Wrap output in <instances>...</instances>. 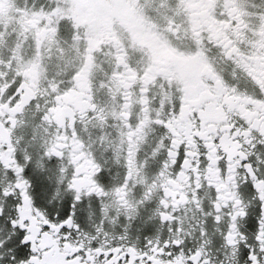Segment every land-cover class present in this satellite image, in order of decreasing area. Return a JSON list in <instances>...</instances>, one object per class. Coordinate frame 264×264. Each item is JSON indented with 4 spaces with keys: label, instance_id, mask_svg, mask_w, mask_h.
<instances>
[{
    "label": "snow or ice",
    "instance_id": "1",
    "mask_svg": "<svg viewBox=\"0 0 264 264\" xmlns=\"http://www.w3.org/2000/svg\"><path fill=\"white\" fill-rule=\"evenodd\" d=\"M0 264H264V0H0Z\"/></svg>",
    "mask_w": 264,
    "mask_h": 264
}]
</instances>
